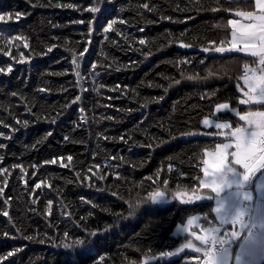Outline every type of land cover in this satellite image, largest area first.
Here are the masks:
<instances>
[{"label":"trees","instance_id":"1","mask_svg":"<svg viewBox=\"0 0 264 264\" xmlns=\"http://www.w3.org/2000/svg\"><path fill=\"white\" fill-rule=\"evenodd\" d=\"M253 3L0 0L11 15L0 22V264H140L191 238L172 234L188 217L202 229L217 223L212 199L160 206L149 193L209 192L205 153L226 135L202 120L233 126L232 111L262 108L239 104L256 57L203 52L227 48L229 19ZM222 103L230 110L216 112Z\"/></svg>","mask_w":264,"mask_h":264},{"label":"snow or ice","instance_id":"2","mask_svg":"<svg viewBox=\"0 0 264 264\" xmlns=\"http://www.w3.org/2000/svg\"><path fill=\"white\" fill-rule=\"evenodd\" d=\"M255 5L258 9V14L253 12H239L237 15L247 17L249 23L241 24L237 20H229L228 23L232 26V39L229 42L230 47L226 48L224 46L214 47V49H210L205 47L203 49L204 53H210L214 50L215 53L223 54V53H247L252 57L259 58V70L247 69L250 72V75H246L244 77L245 83L249 86L248 92L244 93L247 97L246 99H241L239 101L240 105H250V104H264V0H255ZM147 7V5H145ZM105 10H108V4L105 3L104 8L101 9V13ZM87 11L90 13H95L96 8H90ZM177 11H180L178 8ZM8 16V22L11 21V15L5 14L0 15V22L5 21V16ZM20 13H16L17 18L20 17ZM99 18V16H98ZM84 23V21H81ZM115 21L110 22L109 28H111L112 24ZM90 32H93V28L89 29ZM107 31V30H106ZM141 45L145 43L144 40H140ZM223 44V42H222ZM28 45L25 44V47ZM182 47L188 48L189 45L183 44ZM53 49L48 48V52H51ZM87 51V49H85ZM83 55V54H81ZM75 64V61H73ZM96 65H93V70H95ZM2 71V70H0ZM11 71V69H9ZM77 75H80L77 72ZM188 79H193V77H188ZM81 100V96L76 97V101ZM76 101H73L75 103ZM230 105L228 103L217 104V111L220 109L228 110ZM239 116V120L245 121L247 127H236L232 129L230 135L234 137L235 140V149L236 151L231 152V161L229 162L228 156L229 153L227 149L231 147L230 144H217L216 151L214 153H205L207 157L211 158V164L209 163V159L204 160L205 168L204 175L208 177L207 180L200 181V188L202 189H210L212 193H215L217 197H220V193L227 187L231 188L232 184L227 179V174L232 173L235 169L231 165H239L244 171L241 176V180L247 182L250 176L257 173L259 170L264 169V111H249L243 114L236 113ZM28 121H24L25 128L28 127ZM55 123V121H52ZM203 125H209L210 121L205 118L202 121ZM217 129H228L230 127L227 123H217L215 125ZM3 133H0L2 136ZM52 133H49V136ZM221 136L227 135L224 132L220 133ZM66 141L68 137L64 138ZM4 145H0V148H3ZM69 161L73 159L71 155L67 157ZM57 160L54 158L52 160L45 161V164H55ZM62 167H66V165L61 164ZM15 167H19L16 165ZM6 170L0 168V173L5 172ZM33 175H36L33 173ZM23 179V177H22ZM7 183V181H6ZM165 184L168 181H164ZM41 187L40 183L35 185L36 189ZM243 185L237 184L236 193H230V195H238L239 191L242 189ZM4 192V188H0V193ZM165 193L163 191H154L149 193V197L156 203L159 199L163 198ZM179 195V194H178ZM250 193H244V200H251ZM197 201L201 199V197H195ZM212 199V197H209ZM52 204V201H49V205ZM212 212L215 213V220L218 221V226H212L203 230L202 234L196 235L195 239L204 243L205 247L202 249L200 247L195 248L196 253L203 252L204 260L203 264H224V261L228 259L229 249L227 247H223L225 244H229L230 242L218 235L222 231V229L226 225L235 226L237 223L241 225V228L247 227L249 229V235L245 238V243L241 245V249H244L245 246H249L244 255H241L240 252L236 254L237 264H252V258L255 257L258 253L264 254V231L259 233L253 232L252 229L257 227L256 219L254 217H250V223L244 224V222L240 219L243 213L239 210V207L231 205L230 207L226 203L224 199L216 200V207L212 209ZM5 216L8 213H4ZM174 215V214H173ZM207 219V217H205ZM193 224V218H189L187 221V225L181 228V231H186L188 227ZM259 228L264 230V217H261L259 221ZM67 235V234H66ZM96 235V234H93ZM232 237H236L238 233L236 231H232L230 234ZM77 245L83 244L82 240L75 241ZM94 243V241H93ZM211 244L212 248L208 247ZM221 246L219 251H213V248L216 246ZM65 247H68L66 245ZM183 247L192 248L193 245L191 243L184 245ZM81 251L85 254H90L92 251V247L88 246ZM177 251H181V249H177ZM13 255V253H9V256ZM164 255H174L173 253H165ZM247 258V259H245ZM197 264H200L199 259L197 258Z\"/></svg>","mask_w":264,"mask_h":264},{"label":"crops","instance_id":"3","mask_svg":"<svg viewBox=\"0 0 264 264\" xmlns=\"http://www.w3.org/2000/svg\"><path fill=\"white\" fill-rule=\"evenodd\" d=\"M254 9L252 11H246V12H253V13H257L258 14V9L255 5V0H254ZM237 13L239 12H236L234 16H232L229 20H237L239 21L241 24H246V23H249L251 21L248 20L247 17H243V16H239L237 15ZM230 25V24H229ZM230 28H231V32H230V41L232 39V26L230 25ZM230 47V46H229ZM234 54H239V55H243V56H250V54H247V53H238V52H232ZM258 61L259 58L256 57ZM247 69H252V70H257V73H258V70L259 68L254 64L253 66L247 68ZM259 74V73H258ZM246 75H250V72H246V74L242 75L241 77V84L245 90V92L242 93V99H246L247 97L244 95V93L248 92L249 90V86L245 83V80H244V77ZM262 105V108L261 109H256L252 112H255V111H264V104H260ZM228 110H219L216 112H226ZM235 115L236 113H240V114H243L244 112H239V111H232ZM237 116V122L235 125L231 126V123H228L230 122L229 120H222V119H218L216 117H213L211 116V118L213 119L212 121H210V124L209 125H206L209 126L207 128H215V125L217 123H227L230 125V127L228 129H217L218 132H224L226 133L227 135L225 136L224 140L217 143V144H222V143H228L231 145V147L228 149V151L230 149H234L235 146V140H234V137H232L230 135L232 129L236 128V127H244L246 128L247 125H246V122L245 121H241L239 120V116ZM217 121H225V122H217ZM226 141H233V142H226ZM216 151V146L215 148H213L211 151H207V153H214ZM205 159H209V163L211 164V158L210 157H207ZM228 160H229V156H228ZM230 162V160H229ZM232 167H234L235 169L233 170L232 173H229L227 174V179L229 180V182L232 184V187L229 189V188H225L221 193H220V197H217L215 193H212L211 190L209 192H202V193H205L204 195H201L202 198L201 200H206V199H209V197H212V200H213V208L216 207V200L219 198V199H224L226 201V203L228 204V206L230 207L231 205L233 206H237L239 207V210L243 213V215L240 217V219L244 222V224H249L250 223V216L252 214H254V218L256 219V223H257V227L252 229L253 232H256V233H259L261 231H264L262 229L259 228V221L261 219V217H264V169H261L259 170L257 173H255L254 175H252L250 178H249V183L248 181L247 182H244L241 180V176L243 175V168L239 165H234L232 164L231 165ZM204 168H205V164H204ZM203 168V170H204ZM237 169V170H236ZM208 177H205V175H203L202 177V180H207ZM237 184H240V185H243L242 189L240 190L239 194L238 195H230V193H236L237 192V189H236V185ZM247 192V193H250L251 195V200H244V193ZM256 196L259 197L258 201L256 202L255 204V209L254 207H251L250 204L253 203L254 199H256ZM215 215V213H214ZM189 218H193V224L187 228L186 231H181L180 229L177 228V232H178V235L175 234V236H182L183 235H190L192 237V240L194 241H191L189 243H191L193 245L192 248H187L186 251H191V252H195V248L196 247H200L203 249V246H204V243L201 242V241H198L195 239V236L192 235V233H195L196 235H200L202 234L203 230H201L202 228H200V216L199 215H193V216H190L187 218V220L182 224L183 227H185L187 225V221ZM219 222L217 221V224ZM218 226V225H217ZM241 225L239 223H237L235 226H232L229 224V225H226L222 231L220 233H218V235L221 237V239H224V240H227L229 242H232L233 244H236L239 236H245L248 237L249 235V229L247 227L245 228H241L240 227ZM227 229H230V230H227ZM232 231H236L238 233V235L236 237H232L230 234ZM187 243V244H189ZM187 244H183V245H187ZM225 247V245H224ZM249 246H245V252L247 251ZM196 253V252H195ZM200 254H202V252H200ZM245 254V253H244ZM203 255V254H202ZM264 258V254H257L255 257L252 258V263L253 264H259L262 259ZM247 259V258H246Z\"/></svg>","mask_w":264,"mask_h":264},{"label":"rangeland","instance_id":"4","mask_svg":"<svg viewBox=\"0 0 264 264\" xmlns=\"http://www.w3.org/2000/svg\"><path fill=\"white\" fill-rule=\"evenodd\" d=\"M229 46H230V45H229ZM229 46H228V47H229ZM228 47H227V48H228ZM210 53H215V52H214V50H213V51H211ZM215 54H217V53H215ZM239 88H240V90H241V93L245 92V90H244L242 84H241V86H240ZM241 99H242V98H241ZM241 99H240V100H241ZM222 104H223V103H222ZM216 110H217V108H216ZM220 110H223V111H224V109H220ZM228 110H230V107H229ZM207 119H208L209 121H212V120H213L211 117H207ZM203 120H204V119H203ZM203 120H202V121H203ZM217 122H225V121H217ZM228 123H230V122H228ZM201 125H202V127H205V128L209 127V126L206 127V125H203L202 123H201ZM226 142H233V141H226ZM222 144H225V143H222ZM227 144H228V143H227ZM234 151H236L235 148H234V149L232 148V149H230L229 151H228V149H227V152L229 153V160H230V161H231V159H232L230 153H231V152H234ZM236 170H237V169H236ZM243 171H244V170H243ZM250 177H251V176H250ZM248 183H249V180H248ZM239 192H240V191H239ZM178 194H179V195H178ZM204 194H205V193H202V192H199V191H193V192L178 191L177 193H175L174 196H171V197H169V196H167V195L165 194L163 198L159 199V200H158L156 203H154V204H156V205H160V206H166V205H168L169 203H171V201H173L174 199H176V200H178V201H180V202H182V203H193V202H199V201H202V200L200 199L199 201H197V200L195 199V197L199 196V197L202 198L201 195H204ZM205 195H206V194H205ZM258 199H259V197L256 196V199H254L253 203L250 204V206H251V207H254V209H255V204H256V202L258 201ZM250 217H254V214H252ZM217 225H218V224L216 223L215 225H212V226H217ZM230 225H231V224H230ZM212 226H209V227H212ZM232 226H233V225H231V227H232ZM209 227H207V228H209ZM240 227H241V226H240ZM177 228H178V229L183 228L182 223L177 224V225L174 227V230L172 231V234H173V235H175V234L178 235ZM207 228H204V229H201V230H206ZM227 230H230V229H227ZM182 236H187V235H183V234H182ZM188 236H190V235H188ZM191 241H193V240H192V237H191V238H190V237H187V238H185V241H184L183 244H187V243H189V242H191ZM193 242H194V241H193ZM244 243H245V236H241V237L239 236V238H238L236 244H233L232 242H230L229 244H225V247H227V248L229 249V252H228V259L224 261V264H237V261H236V254H237L238 252H240L241 255H244V253H245V248H244V249H241V245L244 244ZM183 244L180 245V246H178V247H176L174 250L167 252V253H173L174 255L169 256V255L160 254V255H157V256L147 257V258H145V259L142 261V263H140V264H155V263H158V262L170 261V260H172V259H174V258L180 256V254H181L182 252H184V251L187 250L186 247H183V246H184ZM223 247H224V245H223ZM177 249H181V251L178 252ZM202 254H203V252H202ZM245 259H246V258H245ZM203 260H204V256H203V258H202V264H203ZM252 264H253V263H252Z\"/></svg>","mask_w":264,"mask_h":264},{"label":"built area","instance_id":"5","mask_svg":"<svg viewBox=\"0 0 264 264\" xmlns=\"http://www.w3.org/2000/svg\"><path fill=\"white\" fill-rule=\"evenodd\" d=\"M258 66H259V64H258ZM208 247L212 248V245L209 244ZM220 247H221V246L218 245V246H216L215 248H213V250L219 249Z\"/></svg>","mask_w":264,"mask_h":264}]
</instances>
